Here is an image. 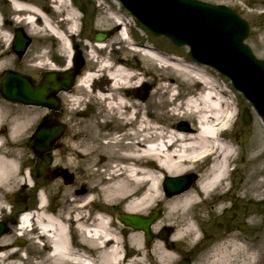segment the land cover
I'll return each instance as SVG.
<instances>
[{
	"label": "bare ground",
	"instance_id": "1",
	"mask_svg": "<svg viewBox=\"0 0 264 264\" xmlns=\"http://www.w3.org/2000/svg\"><path fill=\"white\" fill-rule=\"evenodd\" d=\"M12 3L15 10L25 14L18 23L25 22L29 32L43 35L38 56L30 64L33 69H56L49 57L63 59L65 67H69L74 44L78 43L76 9L67 0H54L52 7L43 8L24 0ZM249 13L252 18L263 16L264 8L255 4ZM104 18L114 20L117 26L124 25L119 38L126 44L130 42L126 37L128 22L122 15L112 12L99 19L98 26ZM260 27L263 31L264 24ZM47 38L55 41L51 43ZM144 45L132 44L131 49L137 51L133 53L145 58L135 57L133 61L135 55L129 52L109 56L107 49L113 46L112 42L89 39L85 44L89 50L87 68L72 90L61 93L65 105L62 120L73 129L75 141L67 138L68 156H63L60 149L48 163L73 169L77 182L62 187L59 212H54L46 201L50 198L48 189L40 192L38 211L25 212L11 235L0 239V264H172L178 243L187 239L191 245L201 240L198 232L203 229L201 222L205 218L198 217L196 211H202L204 204L216 198L212 211L227 209V194L234 188L232 166L239 154L228 137L237 114L229 90L200 63L176 55L166 57L167 52L161 54L154 45ZM154 64L159 65L158 72ZM5 67L0 61V73ZM145 83L153 85L147 102L135 94ZM179 98L181 101H177ZM91 105L96 110L86 131L80 123L87 121L75 122L73 116ZM44 112L43 108L14 107L0 98V121L9 118L11 125L8 143L0 135V208H4V199L18 179L19 156L15 158L14 151L26 149L19 138ZM184 122L187 125L181 127ZM59 157L61 163L57 161ZM247 159L252 171L243 181L237 199L261 203L262 134ZM207 162L210 163L205 166ZM190 172L197 173L198 178L189 189L172 196L166 194V176ZM63 184L67 183L63 180ZM156 207L163 210V216L152 225L154 235L164 226H171L174 231L169 239L156 235L154 247L143 241L141 230H130L125 236L126 225L118 224L113 211L120 208L125 213L145 215ZM255 218L254 210L247 216L248 224L261 225ZM258 230L254 238L260 240L264 238V223ZM14 235L30 241L26 255L16 246ZM131 249L135 255L124 263L123 252L129 254ZM261 253L264 243H250L242 233L230 231L215 236L206 257L210 264H253L255 255Z\"/></svg>",
	"mask_w": 264,
	"mask_h": 264
},
{
	"label": "rangeland",
	"instance_id": "2",
	"mask_svg": "<svg viewBox=\"0 0 264 264\" xmlns=\"http://www.w3.org/2000/svg\"><path fill=\"white\" fill-rule=\"evenodd\" d=\"M73 1L77 5H80L81 7H83V9H85L84 14L80 12L81 10L80 11L78 10L81 16L83 15L82 19L79 18L78 20L79 27H80L82 34L76 35L78 44L80 45L82 50L84 49V54H83L84 57L85 56L87 57V52L89 53V50L85 48V44L89 40V38L87 37H90L93 40V34L95 30L109 32L110 35L107 41L113 43V46L107 49V54L109 56L116 57V56L122 55V53H127V52H129V54L131 55L136 54V53H133V50H131V48L127 47L128 45L126 44V42H123L119 38L118 32L120 31L121 27H123V25H121V27L119 28V24L117 26L116 25L117 23L114 22V20H111L108 18H104V20H102L103 21L102 25H99V26L97 25V21L99 19H102L106 15H110L113 12V13L122 15L126 19V21L128 22V27H127L128 31L137 41H140L142 43L144 42L148 44H154L155 46L160 47L161 49L163 48L162 50L167 51L171 55L174 54L176 56H180L182 58L192 60L188 54V48L186 46L177 47L173 45L172 42L165 37L158 38V37L152 36L149 32H147V30H145L143 26L141 27L139 26V24L137 25L135 18H133L131 14L127 10H125L124 7L120 4L122 6L121 7L119 5V2H116L114 0H73ZM205 1H208L211 3L224 2L227 4H232L234 3V1H236L238 4L246 8L247 10L246 16L253 22L252 29L255 31L264 33V29L262 31L261 30L262 28L260 27L261 25L264 24V15L256 17V18H252L251 14L249 13V11L251 10V7H253V5L255 4H258L260 8H264V3H263L264 0H249V1H246V0H205ZM0 2H3V4L0 5L1 6L0 7V53H4L0 56V61H3L5 63V66H7L1 72L6 71L7 69H17V70L26 71V72L37 71V69H33V66H31L30 64L32 60L38 56V49L41 47V44H42L41 41L43 40V35L29 32L28 25L25 22L18 23V20H21L22 18H24L25 14L17 13L13 8L11 0H0ZM24 2L32 3V4L37 3L35 5H38L39 7H42V8L45 6L52 7V5L54 4V0H24ZM73 8L76 9V6L74 5ZM7 23H9L11 26H8ZM17 25H22L25 28V30L28 32V34L33 38V42L31 43L30 47L28 48V51L26 52V54L24 55L22 59H19L18 56L14 53V51H12L11 49L12 38L14 35V27ZM82 30H84V33L82 32ZM47 40H50L51 43L55 41V39H52V38H47ZM261 42L262 43L260 44V46L252 44V47L256 55L258 57L263 58L264 57V39H261ZM49 47L47 48V50L49 49ZM32 55H34V58H31ZM133 57H134L132 58L133 61H135L137 57L145 59L141 55H135ZM48 60L52 63L53 58L49 57ZM201 65H203L205 69L210 71V73H212V75H214V77L217 78V81L221 85L227 87V89L229 90L228 94H230L235 101V106L237 108V115L235 117L234 123L232 124V129L229 132L228 137H229V140L232 141V143H235L237 152L239 154H238V160L232 166L234 168V179H233L234 188L233 190L230 191V193L227 194V201H226L227 209H224L220 213L213 212L212 206L215 205L216 201H218V198H216V200H214L213 202L204 204L202 211L200 210L196 211L198 213V217L205 218V220L201 222V226L203 227L202 230L206 231L210 235L209 236L210 238L208 237L207 240L203 241L201 244L197 243L198 245L195 243L189 245V243H187V239L181 243H178L175 247L177 257L174 259L172 264H176V262L183 256L189 257L192 264H210L209 258L206 257V250L211 247V244L213 243L214 238L217 234L223 235L224 233H229L230 231L231 232L237 231V232L242 233L244 237H246L248 241H250V243H255L257 245H260V243L261 244L264 243V238H261L260 240H257L259 238H254V236L256 237L257 233L259 232L258 229H260V227L264 223V192H262V195H261V197L263 198V202L261 203L254 202V201H251L250 203H246L245 201H240L237 199V194L240 191V187L242 186L243 181L247 180L251 175L252 167H251V164L248 163L247 158H248L249 152L251 151V147L255 143V141L260 137L261 134L264 137V122L262 118L254 110V108L252 107V104L239 91H237L236 89L232 87L231 81L226 76H224L223 74H221L219 71H217L211 66H208L205 64H201ZM153 66L155 67V72H158L160 70L159 66L155 64ZM98 83H101V82H98ZM147 84L150 86V89H149V95L145 100L139 97V93L141 90L145 88V85L138 87V89L135 92L136 96L139 97L143 102H147L150 99L151 92L153 89V85L151 83H147ZM175 92L177 93V89L175 90ZM130 93H132V91ZM177 101H181V98ZM245 106H247L250 109V112L252 114V122L247 127H243L242 124L240 123L241 113ZM84 108H85L84 110H81L77 115L73 116V120L75 122L76 120H79V119H84V121H87V123H84V124L83 122L80 123V126L83 127L87 131L86 127L89 121H91L92 114L93 112H95L96 107L91 105V106H87ZM72 130H71V136L69 140L71 142L75 141L74 135H72L73 133ZM68 143L67 142L64 143L62 148H60L62 150L63 156H68V154L70 153V147L69 145H67ZM28 148L31 150V147L27 146L26 149L14 151L15 158L16 156H19L18 158H16V160H17L18 168L21 167V171L18 172V175H17L18 179L13 182V185H12L13 188L11 187V190L9 191L8 196H10L13 192L17 190V188L21 184V181H25L23 180L26 176L24 172V163L27 160L31 159L33 155L32 151H30ZM59 158L57 159V161L61 163V158L60 159ZM209 163L210 162H207L205 166L209 165ZM241 165H243V167ZM241 168L243 171L239 170ZM69 171L73 174L72 176L73 178L68 184L64 185L62 178L53 179L51 180L52 182L51 181L45 182V184H47L46 188L48 189L50 198L52 197V200H53L52 208L54 207V212H59L62 209V198H61L62 187L63 186H73L75 182H77L76 180L77 172H74L73 169H69ZM43 180L44 179H40L39 183H41V181ZM31 189L28 190L31 196L27 197V200L25 201V203L30 204L29 206H37L39 186L37 187L35 186L34 188H31ZM8 196H6L3 202L6 205L8 203L7 202ZM235 205L238 206L237 209L234 208ZM156 208L159 209L160 217H162L163 210H161L159 207H156ZM18 209H21V207L20 208L18 207ZM37 209H34V210H37ZM254 210L256 211V216H257V218L255 219L258 220L259 223L261 222V225H257L255 227L248 224L247 222L248 214L253 213ZM1 211L5 212L6 216L10 215L11 219L19 218V215L16 210H13L10 213L9 211L5 209V207L4 208L1 207L0 212ZM113 211L115 215L123 212L122 209L120 208H117ZM235 212L237 213L236 217L233 216ZM150 214H151V211H149L145 215H150ZM242 221L245 222V226L242 229L243 231H241V229L238 228L240 222ZM117 222L119 225L120 224H122V226L124 225L120 220ZM220 222L224 223L222 227H219ZM13 227H16V226H13ZM125 227H126V231L124 233L125 236L129 234L130 230H134L131 227H127V226ZM161 230L162 229L157 230V233L160 234ZM13 231H14V228L11 229V232ZM134 231H139V230H134ZM10 233L6 235H11ZM201 233H202L201 230H199L198 235L200 237H201ZM121 235L123 237V234ZM12 239L14 240L17 247H21L23 249L22 253L29 250L30 241L28 239H25L21 236H16V235H14ZM143 241L145 242L144 233H143ZM154 243H155V240L152 243H150V246L154 247ZM1 250H2V246H1ZM133 255H135V250L131 249L129 251V254H127V256H130L131 258ZM260 255H264V253H261L258 256ZM256 256L257 255H255V258ZM241 257L247 258L245 255H241ZM31 258L35 259V256H31ZM127 260H125L124 263L125 262L127 263L128 262ZM235 264H238V261H236Z\"/></svg>",
	"mask_w": 264,
	"mask_h": 264
},
{
	"label": "water",
	"instance_id": "3",
	"mask_svg": "<svg viewBox=\"0 0 264 264\" xmlns=\"http://www.w3.org/2000/svg\"><path fill=\"white\" fill-rule=\"evenodd\" d=\"M138 19L155 35H166L176 45L189 44L191 55L200 61L214 65L229 75L234 85L243 90L259 113L264 117V60L254 56L244 43L249 35V25L232 9L225 5H213L201 0H121ZM106 33H97V40H105ZM32 39L23 29L16 31L15 51L23 56ZM79 65L82 62L79 58ZM74 76H49L46 87L35 86L29 76L11 71L4 83L3 92L8 99L26 104H51L48 100L53 95L51 82L57 79L63 89H69ZM55 88V87H54ZM148 88L141 97L146 98ZM251 116L247 108L242 117V124L249 125ZM63 128L57 124L51 129L40 128L35 135L34 149L47 152L62 135ZM40 174V172H39ZM67 176V175H66ZM189 177H171L166 180V191L173 195L188 189L194 179ZM159 217L153 211L150 217L137 214H119L126 225L145 232L146 240L151 241L152 223ZM6 223L0 221V236L8 232ZM181 264H190L183 261Z\"/></svg>",
	"mask_w": 264,
	"mask_h": 264
},
{
	"label": "flooded vegetation",
	"instance_id": "4",
	"mask_svg": "<svg viewBox=\"0 0 264 264\" xmlns=\"http://www.w3.org/2000/svg\"><path fill=\"white\" fill-rule=\"evenodd\" d=\"M236 1H234V8L243 16H246L247 14V10L244 6H241L240 4H238ZM261 39H264V33L263 32H258L255 30H251L250 32V37L248 39V43L252 46L253 45H258L260 46ZM83 53V50H82ZM53 66H56V69H44V70H40V71H33V72H24L25 74L32 76L35 80H36V84H39L40 81L43 79L44 76H64L62 73V71L67 70V68H69L68 66L65 67L66 62L62 59V60H52ZM87 68V62L84 65V68L82 69V71H80V73H78L77 76H82L85 69ZM49 71H58V72H49ZM0 98L7 102L10 103L12 106H17L19 108L22 109H35V108H43L45 109V112L42 113L36 120L35 124L25 133V136L19 138L20 143H22L23 145H27V146H32L34 144V133L37 130L38 125H43L45 127L55 123V122H63L62 120V115L65 109V105H64V101L62 98V94L59 93L58 95H55V100L56 101H60V105L58 106H33V105H23V104H18V103H14V102H10L8 100H6L1 93V88H2V83L4 80V77L7 76V72H2L0 73ZM76 83V82H75ZM10 129H11V125H10V120L9 118H1L0 121V135L3 137L4 140L7 141V137L10 134ZM71 135V131L69 126H67L66 131H65V135L64 137L61 139V141H58L56 146L60 145L61 142L65 139H67L69 136ZM52 153H48V154H41V153H34L35 156V161L40 163L42 165V179H48L50 177H52L53 172L50 169V167L48 166V163L51 162L52 159ZM29 165V164H27ZM33 175H35V172L33 170ZM36 179L35 180V185L33 187L28 186V184H22V186H19V191L24 194L27 197H30L31 194L28 191L31 188H34L35 186H39V180L41 179ZM32 190V189H31ZM30 204H26V208L30 209L32 208V206H29ZM237 213H234V217H236ZM224 224H221V226H223ZM253 264H264V255L259 256L255 261L253 260Z\"/></svg>",
	"mask_w": 264,
	"mask_h": 264
}]
</instances>
